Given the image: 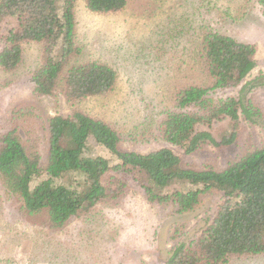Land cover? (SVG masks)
I'll list each match as a JSON object with an SVG mask.
<instances>
[{"label": "trees", "instance_id": "obj_1", "mask_svg": "<svg viewBox=\"0 0 264 264\" xmlns=\"http://www.w3.org/2000/svg\"><path fill=\"white\" fill-rule=\"evenodd\" d=\"M76 2L0 0V27L6 26L0 28V71L19 69L24 46L37 50L28 72L30 97L0 111V196L16 199L23 214L43 217L53 231L89 215L97 204L120 207L132 192L169 216H185L204 199L217 197L195 235L181 237L187 221L172 223L168 233L174 241L164 264H229L264 256V145L245 149L220 167L212 159L185 164L168 147L146 153L124 149L115 128L75 107L84 98L106 95L117 81L108 63L78 59ZM83 2L101 14L120 11L128 0ZM253 4L264 14V0ZM197 34L195 54L206 83L176 87L172 104L154 112L140 135L187 154L207 146L225 149L244 121L259 125L264 118L263 106L249 94L264 87V74L248 79L257 62L255 44L210 26ZM58 88L73 106L69 115H49L32 102ZM228 90L235 94H225ZM225 118L229 129L214 137L208 127Z\"/></svg>", "mask_w": 264, "mask_h": 264}, {"label": "rangeland", "instance_id": "obj_2", "mask_svg": "<svg viewBox=\"0 0 264 264\" xmlns=\"http://www.w3.org/2000/svg\"><path fill=\"white\" fill-rule=\"evenodd\" d=\"M75 23L82 49L78 59L108 63L117 74L110 92L79 100L75 107L115 128L124 149L146 153L168 147L185 164L212 159L220 167L245 149L264 145V118L259 125L244 121L236 141L225 149L207 146L187 154L158 139L140 138L153 113L172 104L171 92L176 87L187 82L206 83L195 54V32L204 26L254 43L257 62L248 79L264 74V14L253 0H128L120 11L101 14L77 0ZM36 56V46L26 45L19 69L0 71V86L6 85L0 87V111L12 100L30 97L28 72ZM225 94L234 95L235 90ZM249 94L264 108V87ZM32 100L49 115L66 116L73 107L60 88L51 96ZM229 127L225 118L211 123L208 130L218 137ZM95 151L111 163L116 161L99 147ZM15 200L0 196V264H164L174 241L168 233L172 223L187 221L181 237L195 235L203 224L202 216L218 198L204 199L185 216H169L132 192L120 207L97 204L89 215L74 218L54 231L48 229L43 217L23 214ZM229 264H264V256L233 259Z\"/></svg>", "mask_w": 264, "mask_h": 264}]
</instances>
